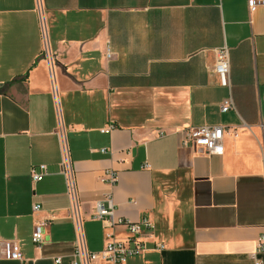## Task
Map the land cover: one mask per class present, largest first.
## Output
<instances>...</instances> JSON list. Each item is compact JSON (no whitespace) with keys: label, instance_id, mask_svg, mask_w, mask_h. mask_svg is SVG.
Returning a JSON list of instances; mask_svg holds the SVG:
<instances>
[{"label":"crops","instance_id":"1","mask_svg":"<svg viewBox=\"0 0 264 264\" xmlns=\"http://www.w3.org/2000/svg\"><path fill=\"white\" fill-rule=\"evenodd\" d=\"M224 45L229 86L215 72ZM262 124L264 8L248 0H0V242L16 241L25 258L0 251V264H70L61 127L89 250L126 237L92 217L110 192L117 216L153 223L145 252L123 264H264ZM201 125L226 129L223 154L181 143ZM41 164L49 173L34 182Z\"/></svg>","mask_w":264,"mask_h":264},{"label":"built area","instance_id":"2","mask_svg":"<svg viewBox=\"0 0 264 264\" xmlns=\"http://www.w3.org/2000/svg\"><path fill=\"white\" fill-rule=\"evenodd\" d=\"M248 7L254 12L258 7L264 8V0H248ZM42 30L45 36V27L42 23ZM110 48L107 50V57H111ZM215 72L223 86H229L230 75V50L224 45L216 50L215 54ZM233 106L231 98L226 99L221 108L222 111H228ZM264 131V124H262ZM107 132V129L102 130ZM226 129L216 125H201L190 127L183 132L181 143L184 146H192L195 150L205 152L206 154L221 155L224 153L223 139ZM237 136V132H234ZM61 160L59 170L64 178L65 192L70 202V216L75 224L76 242L72 252L70 264H123L132 256L140 255L146 250L145 241L141 235L144 231L153 228V223L148 217H143L139 221H132L116 214L113 195L105 193L102 199L96 202L93 219L100 221L104 228H114L124 226L126 228V237L116 239L112 235L107 236L108 240L101 251H91L88 249L83 229V219L79 209L77 179L74 164L71 160L70 149L68 146L66 134L62 127L59 130ZM102 149V152H106ZM48 166L41 164L32 166L30 170L31 178L34 182H39L48 175ZM103 180L111 185H116L118 181L117 174L112 170L104 173ZM33 213L38 214L42 207L40 204H33ZM50 218L39 219L34 226L32 241L37 246L44 242L45 228L48 226ZM1 256L10 260L24 261L25 258L21 252L20 246L16 241L4 240L0 242ZM164 248V245H159ZM258 252H264V235L258 239ZM61 258H55V263L59 264Z\"/></svg>","mask_w":264,"mask_h":264}]
</instances>
